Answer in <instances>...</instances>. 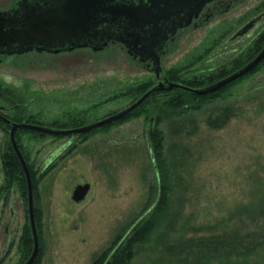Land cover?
<instances>
[{
  "label": "rangeland",
  "instance_id": "rangeland-1",
  "mask_svg": "<svg viewBox=\"0 0 264 264\" xmlns=\"http://www.w3.org/2000/svg\"><path fill=\"white\" fill-rule=\"evenodd\" d=\"M18 1L0 0V10ZM263 11L264 0H238L229 10L178 30L162 59L161 78L171 69L184 79L205 76L246 54L263 34L264 20L251 35L231 37ZM0 59V105L12 106L2 95L14 90L24 108L6 112L14 118L33 115L48 126L88 110V123L100 120L130 105L131 89L158 81L121 44L59 54L33 50ZM20 133L30 162L42 176L34 188L42 246L36 264H93L153 207L149 200L155 172L145 118L131 115L112 127L76 136ZM174 139L180 144L175 151L182 150L186 158L180 170L184 196L178 219L161 233L165 246L152 244L132 264H173L179 255L202 256L205 242L218 254L220 243L227 246L264 233V217L254 222L244 211L228 214L243 199L256 169H264V62L231 86L222 100L191 115L183 136ZM8 141L9 132L0 127V260L21 264L25 227L30 229L28 194L12 180L13 186L6 188L3 152ZM85 183L91 190L76 202L73 190ZM223 216L227 221L218 227L203 228Z\"/></svg>",
  "mask_w": 264,
  "mask_h": 264
},
{
  "label": "trees",
  "instance_id": "trees-1",
  "mask_svg": "<svg viewBox=\"0 0 264 264\" xmlns=\"http://www.w3.org/2000/svg\"><path fill=\"white\" fill-rule=\"evenodd\" d=\"M263 46L264 31L263 34L249 48L246 54L239 55L238 58L232 59L227 62L226 65L217 68L215 71L205 76L184 79L176 69L169 70L167 76L172 80H176L193 87H202L225 77L243 66L250 59H252ZM263 62L264 60L256 68L240 79L209 94H195L180 88H176L171 91L155 92L139 108L129 115L121 118L122 120L128 116L137 115L139 118H145L146 125H148V147L152 155L154 163L153 170L155 172L152 180V191L149 200L150 202L153 201V207L149 211L148 215L142 217L136 222V225L133 226L129 233L124 236L120 235V238H122L120 239L121 242L119 245H116L115 247L111 246L104 250L97 256L93 264H132L138 255L141 252H144L152 244L165 246L162 234L171 227L170 225L173 221L178 219V211L181 206L180 203H182V197L184 196L182 186L183 176L180 170L181 167L184 166L186 158L183 157L185 153L182 150L179 153L175 151L179 148L180 144L177 141H173L175 140L174 137L177 136V138H181L183 136L185 123H187L188 118L191 115H196L197 113L202 112L204 107L208 104L222 100L225 93L231 86L235 85L238 81L245 78L250 73L256 71L260 68ZM152 86L153 85L151 83L142 84L137 88L131 89L129 93L133 95L135 101ZM4 91L5 93L2 97H4L7 101H10L11 104L19 105L17 110H21L22 107L17 103L20 102L21 95L10 89ZM91 116L90 110L83 111L78 114L71 115L68 119L55 120L52 125H54L53 127L59 128L78 127L88 123ZM95 117L96 115L94 114L93 118ZM14 119L45 125V122H42L41 119L35 118L33 115H20ZM118 120L102 127H112ZM23 130L35 136L46 137L48 135L46 133L33 130ZM20 132L17 133V140L30 166L33 185L34 188H36L38 181H40L42 176L38 177V171L35 170L34 165L30 162L28 154L26 153V146L22 143ZM86 133L89 132L81 134ZM49 169L46 171L44 176H46V174L50 171ZM3 171L7 178L6 188L10 189L13 186L11 182L12 180L14 181V184L20 186L24 194L26 191L28 194V189H26V175L11 141H8L5 144L3 152ZM251 179L252 184L244 191L243 199H241L236 209H230L228 214L244 211L245 213L251 214V218L254 222H259V216L264 217V169L258 167L255 175ZM226 221L227 217L223 216L220 219L209 222L207 225H203V228L204 226L215 228ZM220 237L219 239L221 240ZM31 243H33L34 246L31 226L30 229L27 226L25 227L24 245L22 246L23 259L21 264H24L32 253H30V248H32L30 247ZM208 244V242H205L202 256H197L196 254L193 255V258H191L192 255H179L175 261L176 264H264V233L261 234L259 238L245 239L244 236L240 239L237 238L236 242L233 241L228 243L227 246H220V243L219 248L221 251L218 254H214V252L209 251L210 247ZM41 252L42 246L40 247L38 257L33 264L38 262ZM175 262L173 259V264ZM0 264H3L1 260Z\"/></svg>",
  "mask_w": 264,
  "mask_h": 264
},
{
  "label": "water",
  "instance_id": "water-1",
  "mask_svg": "<svg viewBox=\"0 0 264 264\" xmlns=\"http://www.w3.org/2000/svg\"><path fill=\"white\" fill-rule=\"evenodd\" d=\"M211 0H151L154 7L117 6L108 7L109 0H19L10 9L0 10V56L1 54H22L31 50L48 52L72 51L78 48L92 47L95 51L104 50L112 40L130 38L134 44L130 53L137 55L136 45L139 36L134 31L130 34L113 33L101 26L107 20L105 13L112 20L126 17L134 20L146 44L143 51L151 57L157 77L163 71L161 50L170 36L179 27L188 26L198 16L204 5ZM264 16V12L255 16L237 30L231 37L236 39L245 35ZM134 47V51H133ZM142 50V48H141ZM264 60V46L247 63L225 77L202 87H193L182 82L165 78L154 84L142 96L127 107L86 125L59 128L32 122L12 123L10 141L24 169L28 189V210L30 226L34 238V247L30 257L24 264H33L37 259L41 241L38 232L33 178L28 161L19 146L17 131L19 129L33 130L54 136H74L90 132L106 124L121 119L137 108L155 92L184 89L195 94H209L240 79L256 68ZM63 148V147H62ZM59 153V151H58ZM91 184H78L72 197L76 202H82L88 196Z\"/></svg>",
  "mask_w": 264,
  "mask_h": 264
},
{
  "label": "flooded vegetation",
  "instance_id": "flooded-vegetation-1",
  "mask_svg": "<svg viewBox=\"0 0 264 264\" xmlns=\"http://www.w3.org/2000/svg\"><path fill=\"white\" fill-rule=\"evenodd\" d=\"M237 1L238 0H211V1L207 2L204 5V7H203L202 11L200 12V14L198 16L194 17L193 22L190 25L183 26V27H179L177 29V31L172 36H170L168 40H166V42H165V44H164V46H163V48L161 50V54H162L161 55V58L163 59V57L166 55L167 48H168L170 42H172L173 40L176 39V37L178 35V30H181V29H184V28H187V27H191V26L197 25L198 22H203L205 20H208L212 16H214L216 13H218L220 10H223V9H225V10L228 9L229 10L233 6V4L236 3ZM15 5H16V3H15ZM121 5H125L127 7H129V6H135V7H140V8H144V7H148V8L154 7L152 5V3H151V0H109V3H108V7H112V8L114 6L117 7V6H121ZM263 12H261V13H263ZM261 13H259V14H261ZM259 14H257V15H259ZM257 15H255V16H257ZM255 16H253L252 18H254ZM104 17H106L107 20H105L104 22H101V26L106 27L107 30H109V31H111L113 33L114 32L115 33L123 32V34L125 35V34L132 33L134 31L133 29H135V32L139 36V38H138V44L136 45V49L138 51V54L137 55H134V54H131L130 53L131 47L134 46V44L130 41V38H128V37H124L123 40H112L109 43V46L111 44H121L124 48L127 49L128 53L131 56H133L134 58L138 59L142 63H145L151 70H153L155 72V66H154V62H153L152 58L150 56L148 57L147 56V52L143 51V46L146 44L147 41L145 40V38L141 34H139L138 27L135 25L134 20H130V19L126 18V17H122L121 19H118V20H115L114 21L111 18H109L110 16L107 15V13H105ZM251 19H249V20H251ZM263 20H264V16L261 18V20L252 29L249 30V32H247L245 35H243L241 37L239 36L238 38L243 39V38L251 35L252 32L255 30V28H257V26ZM245 24H243V25H245ZM128 43H131L132 46H129ZM134 47H133V51H134ZM86 48H90V49L94 50L92 47H86ZM141 48H142V50H141ZM78 49H85V48H78ZM78 49H75V50H78ZM34 50L38 51L37 49H34ZM75 50H72V51H75ZM31 51H33V50H31ZM41 52H48V51H41ZM63 52H71V51H61V52H58L56 54L63 53ZM49 53H55V52H49ZM6 55L7 54H1V56H6ZM0 61H1V59H0ZM162 72H161V75H162ZM166 77L169 78L168 76H166ZM157 78H158V81H159V79H161V80H164L165 79V78L162 79L161 76L160 77H157ZM174 81H176V80H174ZM18 106L19 105L12 104V106L8 108L5 105H0V127H2L4 130L8 131L9 132V135H10L11 125H12L13 122H15V121H17V122H28V121H18V120H15L14 117H12L10 114H8L6 112V110H11V111L17 110L18 109ZM20 106L22 108H24L23 105H20ZM21 107H19V108H21ZM7 119L11 120L12 123L7 122ZM20 130H23V129H19L17 131V133H19Z\"/></svg>",
  "mask_w": 264,
  "mask_h": 264
}]
</instances>
